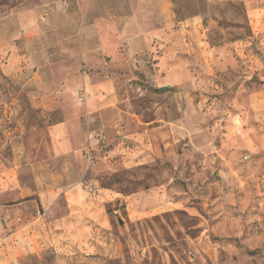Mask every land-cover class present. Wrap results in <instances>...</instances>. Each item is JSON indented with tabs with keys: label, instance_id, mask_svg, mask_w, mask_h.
Segmentation results:
<instances>
[{
	"label": "rangeland",
	"instance_id": "rangeland-1",
	"mask_svg": "<svg viewBox=\"0 0 264 264\" xmlns=\"http://www.w3.org/2000/svg\"><path fill=\"white\" fill-rule=\"evenodd\" d=\"M86 3L0 0V258L17 254L18 264H264L260 141L239 139L237 150L224 155L229 165L216 166L209 155L202 156L209 165L192 168L186 155L192 146L187 148L169 123L158 122L162 135L169 132L170 146L155 133L145 163L124 168L120 157L110 156L125 137L135 151L132 138L151 130L154 120L172 119L173 130L180 131L182 90L157 88L162 73L150 64L157 63L159 52L143 70L132 72L123 65L108 67L109 58L104 68L86 58ZM21 6L35 7L24 24ZM186 6L187 14L203 18V75L193 59L185 64L202 80L201 89L192 92L199 107L194 112L203 115L202 128L212 136L214 122L230 115L239 121L244 108L251 115L259 111L264 33L252 29L245 0H188ZM108 79L115 81L117 107L104 112L100 102L88 106V89ZM217 102L227 105L218 108ZM64 114L71 121L74 116L79 133L75 171L72 153L57 157L53 149L50 131ZM216 140L212 136V144L205 139L202 146L211 149ZM76 186L92 197L102 189L112 194L91 206L101 218H68L59 191ZM48 191L58 195L46 201ZM32 223L44 243L19 257L5 241Z\"/></svg>",
	"mask_w": 264,
	"mask_h": 264
},
{
	"label": "crops",
	"instance_id": "crops-1",
	"mask_svg": "<svg viewBox=\"0 0 264 264\" xmlns=\"http://www.w3.org/2000/svg\"><path fill=\"white\" fill-rule=\"evenodd\" d=\"M86 1L83 16L85 27L83 40L88 48L87 51L90 52L85 54L86 58L96 59L103 68L105 65L104 59L109 58L111 64L107 65L108 67L119 70L121 67H118V65H123L132 72L143 70L145 63L150 64L147 59L153 53L159 52L160 56L157 63L154 65L151 62L150 64L151 67L160 68L159 72L162 73V77L155 81L157 88L159 90L170 88L182 90L181 95H179L182 107L179 119L181 130H173L172 119L154 120L149 125V127H152L151 130L132 138L136 143L135 151H131L127 147L130 137L122 138L124 144L115 147L109 154L112 157H120L124 168H129L132 164L135 165L136 162H138L137 164L145 163L146 155L149 156L146 151L152 149L154 145L151 140L157 139L155 133L159 134L165 141L167 138L170 139L167 130L164 131V135H162L163 132L158 131L161 128V126H157L158 122L169 123L171 126L170 131L176 133L187 148L192 146V148L186 150V155L192 159V168H196L195 163L199 164L197 167L202 168L209 165L210 159L205 158L209 155L212 156L213 164L216 166L229 165L232 161L224 155L226 150H237L239 139L243 143L250 144L254 139H257L261 144L260 151L263 150L262 152H264V96L260 101H257L260 108L257 113L251 115L244 108L239 121L233 119L230 115L223 118L222 123L214 122L211 128L212 136L217 139L216 141L219 144L215 145L214 142L211 149L202 146L205 139L210 141L212 137L202 128L203 115L194 112L195 107H199L193 104L195 99L192 92L201 89L202 80L195 77L196 71L190 70L185 63L188 59H193L197 64L198 74L203 75L204 71L201 70L205 68L206 58V49L203 45H207V41L202 24V15L198 13L187 14L186 12V2L188 0ZM260 2L258 0H245L250 24L256 34L264 33V0H260ZM36 7L41 8L38 5ZM34 8L33 6H21L18 13L20 24L27 21L30 15L29 12ZM79 10L81 11V9ZM114 87L115 81L110 79L97 88L90 87L88 93L91 98L88 106L93 107L95 103L100 102V110L104 112L113 110L112 107L116 108L117 101L112 97ZM221 105H227V103L217 102L216 107L219 108ZM73 119L74 116H72L71 121L64 114L62 121L52 126L50 132L53 139L54 154L60 157L69 156L72 153V170L75 171L74 164L80 153V142L78 128ZM176 125L175 127H177ZM164 145L167 148L171 145V142L166 141ZM154 150L156 152L154 154L160 157L161 151L158 152L156 146ZM249 150L253 152L252 149ZM72 175L73 178L78 177L75 172ZM59 192V196L63 195L62 197L67 202L69 208L68 218L70 220L101 218L99 210H92L91 206L96 200L101 202L112 195L107 190L102 189L99 191V195L92 197L94 195L87 194L82 186ZM57 195L55 192H44V199L46 201L51 200L56 198ZM37 226V223H32L15 230L6 239L5 243L7 245L13 244L11 249L18 251L20 253L19 257L23 253L33 252L35 248L41 247L44 243L41 233L36 230ZM68 233H70V228H68ZM39 236H41L40 239ZM18 261L17 254L4 259L0 258V264H18Z\"/></svg>",
	"mask_w": 264,
	"mask_h": 264
}]
</instances>
